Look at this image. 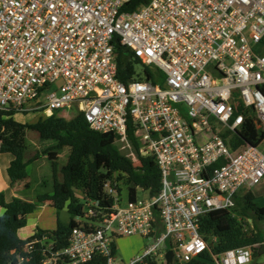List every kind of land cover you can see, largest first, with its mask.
<instances>
[{"label":"built area","instance_id":"obj_1","mask_svg":"<svg viewBox=\"0 0 264 264\" xmlns=\"http://www.w3.org/2000/svg\"><path fill=\"white\" fill-rule=\"evenodd\" d=\"M128 2L0 0V110L49 116L75 108L93 129L128 143L132 125L160 168L154 196L126 198L108 180L112 212L86 202L77 220L91 229L75 226L54 254L73 264L96 254L107 264H168L170 249L171 264L190 261L210 248L202 216L233 208L242 187L264 180V0H148L126 10ZM117 40L144 66L143 77L134 68L120 78ZM251 129L254 142L242 135ZM138 234L154 242L117 262L116 237ZM213 258L251 264L253 248Z\"/></svg>","mask_w":264,"mask_h":264},{"label":"trees","instance_id":"obj_2","mask_svg":"<svg viewBox=\"0 0 264 264\" xmlns=\"http://www.w3.org/2000/svg\"><path fill=\"white\" fill-rule=\"evenodd\" d=\"M147 2L148 0H130L125 9L133 10ZM262 43L264 45V40ZM115 49L119 76L127 80L134 74L135 64L139 59L134 58L132 52L118 40ZM60 112L40 117L36 122H21L15 119L14 111L0 110V152L13 155L7 169L12 183L23 182L25 190L32 187L27 167L38 154L29 160L24 158L28 130L37 131L43 139L57 141L53 147L44 150L50 164L48 176L52 183L50 191L36 190V201L21 197L7 200L5 194L0 191V264H73L68 257L64 255L56 257L54 254L69 244L75 226L84 224V228L91 229L88 219L83 218L82 222L77 220V216L84 215L83 208L88 200L99 201L103 213L112 212L114 196L104 190L108 180L118 182L119 195L123 194L125 187L137 190L141 187V190L150 196L160 191V168L153 155L143 154L140 150V142L132 125L129 127L128 137L135 148L136 160L121 151L117 134L93 129L84 112L77 110L71 118L60 115ZM242 135L246 141L254 142L256 131L251 129ZM234 138L233 135L230 143L237 145L238 142ZM64 146L71 147V153L67 164L61 168L64 179L60 181L57 155L58 150ZM45 183L46 180L42 181L40 186L43 187ZM77 190L82 192V198L77 195ZM46 202H50L57 211L66 208L71 215L70 221L64 223L58 218L54 229L38 227L30 237L21 238L18 230L26 226L28 215ZM263 220L264 206L257 202L252 191L249 190L243 196L237 195L233 208L212 210L202 216L200 232L208 241L210 248L190 261L175 264H216L213 254L240 246L252 247L253 255L256 257L259 255L257 245L264 243V235L256 223ZM45 238L49 239L50 248L46 247ZM30 242H33L32 247L26 250ZM112 251L113 254L117 252L116 239ZM50 258L52 261L48 263ZM77 264H107V258L96 254L92 259ZM146 264L158 262L154 258H149Z\"/></svg>","mask_w":264,"mask_h":264},{"label":"rangeland","instance_id":"obj_3","mask_svg":"<svg viewBox=\"0 0 264 264\" xmlns=\"http://www.w3.org/2000/svg\"><path fill=\"white\" fill-rule=\"evenodd\" d=\"M135 69L136 71L143 77V71H144V66L141 63H136L135 64ZM55 88H48L47 93H50L54 91ZM58 94H61L60 90H57ZM47 94L44 96L46 97ZM77 109L72 108V109H65L61 110L59 113L62 116H65L67 118H71L76 114ZM15 119L21 122H36L40 117H44L40 114V112L33 111V110H28V111H20V112H15L14 114ZM37 131L35 130H29L27 132V150L28 152H31L35 149H38L35 151V154H38V157L34 160V162L29 163L27 170L31 171L30 175L32 177H35V175H39L40 172H45L46 169H50V164L47 160V156L44 152L46 149L44 148L47 143L49 144L50 141H47V139H43V142H41L39 139L35 138V134ZM119 148L121 149L122 152H124L127 156H130L136 160V151L135 148L132 146L131 143L128 142H123L119 141ZM69 152V147L64 148V150L61 151L58 162L59 165L65 162V157L68 155ZM34 154V155H35ZM2 156H6L8 158L12 157L11 153H4ZM42 168V169H41ZM42 170V171H41ZM47 183V184H46ZM43 187L40 186V184H35V191L40 189V190H48L50 191L52 188V183L51 180H47V182ZM126 189L124 190L123 194L126 198L130 196H135L136 198H144L148 196V193L143 190H137L133 187H125ZM252 191L256 198L257 202L261 205L264 204V180L261 181L258 184L252 185V186H247V187H242L238 191V195L243 196L245 193L248 191ZM125 198V199H126ZM66 210L62 209L59 211V215L62 219H65L66 215ZM47 215V212L45 213ZM55 218V217H54ZM83 220V219H82ZM55 224V222H54ZM260 228L261 231L264 235V220L256 223ZM255 224V226H256ZM47 225V224H45ZM53 224H49L51 226ZM47 227V226H46ZM27 232V229H25L23 235L26 236L25 233ZM28 235V234H27ZM153 237H147L143 235H120L116 237V245H117V252H116V261L117 262H129L131 259L136 257L137 255H140L148 246H150L154 241ZM251 264H264V254L262 255H257L256 257L253 255L252 263Z\"/></svg>","mask_w":264,"mask_h":264},{"label":"crops","instance_id":"obj_4","mask_svg":"<svg viewBox=\"0 0 264 264\" xmlns=\"http://www.w3.org/2000/svg\"><path fill=\"white\" fill-rule=\"evenodd\" d=\"M35 138H37L41 142H43V138L40 137L38 132L35 134ZM47 141H50L49 144L47 143V145L42 149H45V148L47 149V148L53 147L57 143V141L54 139H47ZM26 145H27V137H26ZM66 147H69V146H64L63 148L58 150L57 162H58V158H59L61 151L64 150V148H66ZM36 150H38V149H35L31 152H28L27 147H26L25 155H24L25 160L31 159L34 156ZM70 153H71V147H69V152H68V155H66V157H65V162L62 163L61 165H59V162H58V178L60 181H62L64 179L63 173L61 172V168L65 164H67ZM3 154H4L3 152H0V191H2L5 194L7 200H11L13 197H21L24 199L29 198V199L36 201L37 198H36V194L34 192L35 191V188H34L35 184L36 185L40 184L42 181H45V180L47 182V180H49L48 176L50 175V169L49 170L46 169L45 172H40L39 175H37V176L35 175V177H32L30 175L31 171L29 170V175H30L29 176V182L31 183L32 187L29 188L28 190H25L23 182L12 183L9 176H8L7 169L10 165V162L13 159V155H12V157L8 158L6 156H2ZM32 162H34V161H32ZM77 195L80 198L83 197L82 192L79 190H77ZM261 205L264 206V204H261ZM61 210H59V211H61ZM59 211H57V209L54 206H52L50 202H46V203L41 204L34 212H32L28 215L26 226H24L18 230L19 236L21 238H28L32 234H34V232L36 231V229L38 227H41L44 229H54L57 225V219L58 218H60L64 223H68L71 219V215H70L69 211L66 210L67 213L65 215V219H62L60 217ZM46 212H47V215H45ZM54 222H55V224H54ZM45 224H47V225H45ZM49 224H53V225L49 226ZM25 229H27V232H25V233L28 234V235L25 234L26 236L23 235Z\"/></svg>","mask_w":264,"mask_h":264},{"label":"water","instance_id":"obj_5","mask_svg":"<svg viewBox=\"0 0 264 264\" xmlns=\"http://www.w3.org/2000/svg\"><path fill=\"white\" fill-rule=\"evenodd\" d=\"M141 189V187H140ZM259 254L262 255L264 254V243H262L260 246H259ZM173 255H174V252L173 250H168L167 252V260H168V264H171L173 262Z\"/></svg>","mask_w":264,"mask_h":264},{"label":"clouds","instance_id":"obj_6","mask_svg":"<svg viewBox=\"0 0 264 264\" xmlns=\"http://www.w3.org/2000/svg\"><path fill=\"white\" fill-rule=\"evenodd\" d=\"M139 189H140V188H139ZM260 245H261V244H260ZM260 245H259V246H260Z\"/></svg>","mask_w":264,"mask_h":264}]
</instances>
